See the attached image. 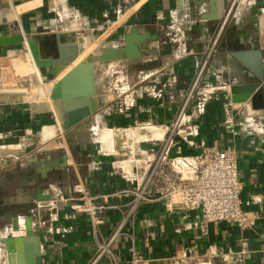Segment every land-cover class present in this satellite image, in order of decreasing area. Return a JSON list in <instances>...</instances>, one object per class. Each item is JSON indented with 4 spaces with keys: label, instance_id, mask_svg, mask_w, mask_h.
<instances>
[{
    "label": "crops",
    "instance_id": "crops-1",
    "mask_svg": "<svg viewBox=\"0 0 264 264\" xmlns=\"http://www.w3.org/2000/svg\"><path fill=\"white\" fill-rule=\"evenodd\" d=\"M23 6L26 9L17 14L16 9ZM57 13L63 15L61 20ZM74 15H78V21L71 20ZM172 17L190 28L186 51L160 43V26ZM263 26L264 0L250 4L240 0L233 5L232 0H66L59 5L52 0H0V63L27 51L26 38L32 34L75 31L82 46L88 48H126L127 42L135 49L137 57H126L119 63L128 88H134L146 74L162 81L171 75L177 78L170 96L155 99L135 90L132 106L119 113L112 100H107L87 119L88 125L72 130L68 142L51 141L35 154L26 147L38 143V131L51 121L52 112L62 123V108L60 111L55 105L36 106L14 100L1 103L0 236L7 231L8 237L13 235L14 219L17 232L24 231L29 218L32 236L39 238L40 264H89L98 244L113 234L112 251L118 264L126 263L130 245L144 264H171L176 251L188 248L200 259L199 264H233L239 240L236 227L213 223L201 237L196 229L188 227L191 215L167 212L161 201L141 204L118 229L130 198L110 195L126 186L120 169L129 170L132 150L150 145L131 147L119 137L112 142V137L100 141L97 136L105 148L111 140L109 149L116 154L105 155L98 152L91 135L98 127L108 131L135 122L169 123L215 37L216 49L205 77L213 84L227 83L230 88L256 83L258 80L231 52L260 51L264 71V48L260 44ZM39 72L52 75V68ZM230 88L228 94L218 93L207 105L198 121L199 141L212 150L235 152L240 198L253 217L246 234L248 253L242 264H264V109L260 116L240 117L231 107ZM197 151L186 147L181 150L186 155ZM78 184L89 194L108 195L107 201L118 206L103 214L99 227L91 226L85 215L75 211L78 195L72 189ZM2 255L0 264H6L5 251ZM97 264H109L108 258Z\"/></svg>",
    "mask_w": 264,
    "mask_h": 264
},
{
    "label": "built area",
    "instance_id": "built-area-1",
    "mask_svg": "<svg viewBox=\"0 0 264 264\" xmlns=\"http://www.w3.org/2000/svg\"><path fill=\"white\" fill-rule=\"evenodd\" d=\"M239 1L232 0V5ZM241 1L254 3V0ZM52 2L59 5L66 0H52ZM17 9L16 12L19 14L26 7ZM56 16L60 20L63 17L58 13ZM226 19L227 17L223 24ZM71 20L78 21V15H74ZM189 30L188 25L172 17L169 23L160 26L162 36L160 43L186 51V37ZM217 39L218 37H215L205 58L199 63L195 77L169 123L155 125L148 121L135 122L123 129H106L110 133L116 132L121 135L119 138L127 140L131 147L150 145L148 148L138 147L132 152L133 156L128 161L129 170L120 169L121 178L126 186L110 195V198L113 196L130 198L118 229L135 215L141 204L153 201H161L167 212L180 211L191 215L192 219L187 223L188 227L196 229L201 237L207 235L208 227L213 223L232 225L239 232L238 248L233 252L232 263L242 264L248 253L246 234L252 228L253 217L245 210L240 198L241 184L238 179L235 152L232 149L212 150L199 141L198 121L204 115L207 105L218 93L228 94L230 88L227 83L213 84L205 77L207 63L214 52ZM27 54V51H23L16 58L25 65L28 60L24 56ZM13 59L0 63V104L31 93L29 89L31 78L27 75L16 79L18 75L12 65ZM33 75L41 81V74L36 67ZM120 78L124 83L120 89L122 100L116 109L118 113L132 106L135 90L143 91L155 99H162L166 95L170 96L177 83L174 75L162 81L156 79L153 74H146L134 85V88H128L125 79ZM159 131L160 135H158ZM64 133L61 121L52 112L51 121L41 126L38 131V144L43 146L51 141L63 140ZM92 134L97 138V132ZM114 139L112 138V142ZM94 143L99 153L116 154L112 149L103 147L97 139ZM108 144L112 145L111 140H108ZM183 147L198 151L189 155L182 154ZM72 192L78 195L75 211L85 215L93 227L103 224L102 216L106 211L118 207L107 201L108 195L89 194L81 184L74 186ZM13 235H25V230L14 232ZM115 236L116 234H113L105 243L98 244L89 264H97L103 257L108 258L109 264H118L112 251ZM6 237H8L7 232L4 236H0V261L5 251ZM127 254L125 264H144L142 256L133 245L128 247ZM199 262L200 259L196 258L189 248L176 251L171 257V264H199Z\"/></svg>",
    "mask_w": 264,
    "mask_h": 264
},
{
    "label": "water",
    "instance_id": "water-1",
    "mask_svg": "<svg viewBox=\"0 0 264 264\" xmlns=\"http://www.w3.org/2000/svg\"><path fill=\"white\" fill-rule=\"evenodd\" d=\"M262 20V19H261ZM260 20V21H261ZM260 44L264 48V26L260 28ZM27 52L33 65L37 69L52 68L55 76L59 68L71 65L83 50L82 41L75 31H58L55 33H36L26 38ZM121 48L106 49L98 55V61L122 60L126 57H137L135 49L129 43ZM118 56V57H117ZM231 56L246 67L258 80L253 84L232 86L230 88L231 107L240 117H255L263 114L264 109V71L261 69L260 51H234ZM89 58V57H88ZM85 68V67H84ZM82 68V69H84ZM88 69V73L90 69ZM81 70L75 68L57 81L50 91V100L59 101L63 112L62 128L64 138L68 142L72 130L88 125L87 119L105 103L103 97L94 95L90 76L86 78V87L83 91L64 92L63 85L66 78ZM84 78V79H85ZM14 101H20L15 99ZM5 102V101H4ZM7 102V101H6ZM246 102V103H245ZM244 104V105H243ZM16 219L13 220L12 231L17 232ZM24 236H9L4 240L6 264H40L39 238L32 236V227L29 218L25 220Z\"/></svg>",
    "mask_w": 264,
    "mask_h": 264
},
{
    "label": "rangeland",
    "instance_id": "rangeland-1",
    "mask_svg": "<svg viewBox=\"0 0 264 264\" xmlns=\"http://www.w3.org/2000/svg\"><path fill=\"white\" fill-rule=\"evenodd\" d=\"M18 11L19 10L17 9V12ZM215 49H216V46L214 47V51ZM101 53H103L101 46L96 47V45H92L89 48V50L85 49V51L80 56H78L77 60L74 61L71 65L59 68L55 76L49 75V74L48 75L41 74L40 76L41 81L38 78L34 77L33 75V70L35 67L28 54L24 56V58L28 60V62L25 65L21 64L20 59H17V58L13 59L12 65H13V68L15 69V73L18 75L16 79H18L19 77L22 78L27 75H29V77L31 78L30 79L31 86L29 87V89H31V93L28 95H24V96L22 95L20 96V98L17 97L14 99H17V100L19 99L21 101L23 100L25 102L30 103L31 105H36V106L47 105V104L48 106L55 105L61 111V103L59 101L50 100L49 102L48 100L45 99L44 96L46 95V92H49L50 89L53 88V86L55 85L54 79L57 78V76H59V80H61L68 72L74 70L75 68L82 70V68L85 67V68L90 69L89 71L90 73L87 74V77L90 76L91 78V81H92L91 84L93 87L94 95L95 96L105 95L106 98L103 97L105 102L107 100H112V104L115 105L117 109L122 100L121 95H120V92H121L120 89L122 87V84L124 83V81H121V78H120L121 77L120 67H119L120 59L113 60V61L100 62L98 61V55ZM22 87L26 88L25 86H22ZM27 87H28V83H27ZM61 115H63V113H61ZM103 128L105 127H98V129L93 130L92 133H96L98 132V130H101ZM120 136L121 135H119L116 132L112 133V138H118ZM37 139L38 137L36 136V141ZM91 139L95 141V139L97 138L94 136V134H92ZM26 148H27V151L28 150L30 151V154H35L38 152L37 149L40 150L42 146H39L38 143H32L30 147H26ZM24 154L26 153L24 152ZM2 231L0 230V233ZM7 233L9 232L7 231Z\"/></svg>",
    "mask_w": 264,
    "mask_h": 264
},
{
    "label": "bare ground",
    "instance_id": "bare-ground-1",
    "mask_svg": "<svg viewBox=\"0 0 264 264\" xmlns=\"http://www.w3.org/2000/svg\"><path fill=\"white\" fill-rule=\"evenodd\" d=\"M86 50H89L88 47H86V45L83 46V50L81 52V54ZM80 54V55H81ZM79 55V56H80ZM77 60V58H76ZM75 60V61H76ZM87 73H88V69L87 68H84L81 70V72H79L78 74L75 73V74H71L69 75L66 80H65V83L63 85V90L64 92H69V91H83L86 87V81H85V77L87 76ZM59 81V76H57V78L54 79V84ZM50 92H46V95L44 96L45 98H48L50 100ZM161 132L159 131L158 135H160ZM100 141H105L107 140L109 137H112L110 132L108 131H105V130H100L98 133H97ZM110 139V138H109ZM106 144H108V141L106 142ZM104 145V144H103ZM105 146V145H104ZM107 146V145H106ZM110 145L107 146V148H110L109 147Z\"/></svg>",
    "mask_w": 264,
    "mask_h": 264
}]
</instances>
